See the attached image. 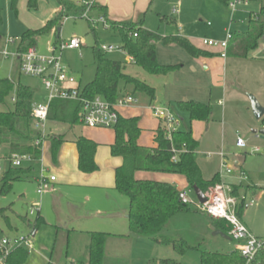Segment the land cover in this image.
<instances>
[{"label": "rangeland", "instance_id": "obj_1", "mask_svg": "<svg viewBox=\"0 0 264 264\" xmlns=\"http://www.w3.org/2000/svg\"><path fill=\"white\" fill-rule=\"evenodd\" d=\"M97 2L100 3V0ZM227 2L229 4L234 0ZM102 3L107 5L110 18L124 20L134 15L135 19L139 14L143 18L144 29L160 35H189L193 37L195 45H202L204 40L223 41L227 31L234 38L243 34L247 31L249 19H254L264 8V1L251 3L246 0L233 13L218 0H102ZM57 9L55 0L40 1L36 10L27 9L26 0H18L15 14L10 9L9 0H0V51L14 54L20 36L28 30L40 29L53 18L54 13L58 12ZM251 13L255 15L250 16ZM89 16L97 19L104 15L94 10ZM161 17L174 21V24L162 23ZM258 17L264 22V15ZM60 29L59 43H66L74 38L82 44L80 50L61 53L63 65L81 88L94 78L93 48L102 45L117 48L122 46L121 38L109 29L108 23L105 27L98 26L92 32L93 28L86 20L70 17L62 21ZM8 39L14 43L8 44ZM55 41L54 34L39 39L35 45L36 53L49 55L53 48L59 46ZM156 45L160 62H180V52L183 57H188L179 48L180 52L171 50L175 51L171 53L162 44ZM104 57L121 62L125 67V74L156 90V103H152L153 107L169 108L180 120L178 129L190 131L199 144L195 160L203 177L208 180L215 173L219 174L221 182L231 190L232 195L235 193L233 196L238 202V208H243L239 217L241 223L254 236L264 239V140L253 134V131L264 129L261 122L254 118L247 97H254L249 94L252 91L257 94L258 99L254 97L255 100L261 107L264 106V37L259 40L257 48L248 53L246 59L229 58L234 65L226 73V90L213 85L209 74L198 71L193 78L187 63H183L185 68L182 72L164 78L151 76L126 62L125 55L120 52L104 54ZM220 66L218 65V69ZM0 78L9 80L14 86L22 84L30 87L34 94L33 103L45 104L47 93L40 80L20 73L16 60L0 57ZM199 85L207 93L211 90V96L206 99L203 94L194 96ZM244 88L248 91H244ZM222 90L226 92L223 91V94ZM174 93L178 98L182 94L204 100L202 102L209 104L211 108L209 120L190 122L188 115L177 109L176 102L173 101V98H177ZM164 94L171 100L165 99ZM12 96L11 93L0 103V112L13 109ZM133 97L138 106L122 111L128 117L141 118L140 126L145 134L140 138V144L145 147L153 146L150 131L156 130L160 121L146 108L149 101L147 96L135 94ZM44 134L47 139L42 144L40 162L33 165V172L44 169V178L55 179L52 187L43 185L40 198L36 194L38 183L28 179L13 183L11 192L0 197V209H5L0 215V242L4 238L14 237H29L30 240L32 250L28 251L22 264H47L49 260L54 264H65L66 251L69 260L83 253L84 259V249L88 243L86 234L91 232L107 236L104 256L108 263L148 264L152 260H173L179 264H199L198 252H187L181 256L171 246H160L146 239L126 237L128 223L123 214L128 207V199L114 189L112 171L116 164L110 159V149L105 145L111 140L112 131L87 130L81 126L70 128L67 124L46 121ZM53 135L62 136L65 140L54 161L50 152V137ZM80 136L99 143L94 158L97 169L91 174H82L77 168L73 142ZM237 139L244 142V148L234 147ZM255 148L259 149L257 153H253ZM220 156H224V161ZM223 162L231 170L230 175L225 174V169L221 167ZM236 163L239 165L236 166ZM22 166L26 167L28 164L23 163ZM240 167L248 172L249 177L245 175V178L239 179L242 174ZM6 169L7 162L0 158L1 172ZM135 177L139 180L173 184L179 192L187 190L185 179L181 175L137 172ZM189 197L195 198L193 193ZM34 205H38L44 223L31 237L32 231L27 221L33 223L35 220L36 214H29ZM96 214L97 218H87ZM104 214L114 217L107 218ZM72 229L77 233L68 234L67 230ZM168 230L170 235L181 237L189 245L198 246L202 251L226 253V248L233 246L227 240L213 236L207 219L202 216L190 215L184 220H174Z\"/></svg>", "mask_w": 264, "mask_h": 264}, {"label": "trees", "instance_id": "obj_2", "mask_svg": "<svg viewBox=\"0 0 264 264\" xmlns=\"http://www.w3.org/2000/svg\"><path fill=\"white\" fill-rule=\"evenodd\" d=\"M42 0H26L29 10H36ZM60 10L52 19L47 21L38 30L24 32L18 41L16 51L24 53L28 49L35 48L37 41L51 34L55 35V44L59 43V34L62 21L69 16L80 17L84 9L72 0H55ZM222 5L228 6L227 0H218ZM264 0H246V2L260 3ZM10 9L16 14L18 0H9ZM100 11L106 18V11L97 4L93 11ZM264 15V8L257 15ZM257 16L248 21L247 31L233 37L229 42L227 53L229 56L244 59L250 51L257 48L259 40L264 36V23ZM166 25L174 24V21L166 17L160 18ZM109 29L121 38V49L132 58V65L140 68L151 76H165L178 69L177 66L160 65L156 60L155 45L176 46L183 50L189 57L207 58L212 55L206 51L197 49L188 39L176 35L162 37L157 33L143 28V18L125 22H108ZM95 29L92 30V32ZM136 34V38L132 36ZM56 47V46H54ZM94 78L84 88H79L80 98L93 100L101 97L109 104H114L125 93L131 95L143 94L149 99H154V89L140 82L134 77L124 73L125 67L119 61L104 57L99 47H94ZM14 100L13 109L9 112H0V158L7 162V169L0 176V197H4L12 190L13 183L30 179L33 165L38 164L41 156V148L34 145V140L40 133L34 128L32 118L33 91L22 84L14 86L9 80L0 78V103L4 102L10 94ZM80 101L52 100L49 104L47 121L67 124L70 127L81 126ZM176 107L180 112L188 115L189 121L206 122L211 116L209 105L187 101L177 102ZM264 127V118L261 119ZM114 142L110 147L113 158L120 160V165L114 170V189L120 195L128 199V232L127 238H142L156 245L171 246L178 255L187 252L199 253V264H245L240 254L233 250L226 253L207 252L198 246L189 245L181 237L172 236L169 226L174 220H184L190 215L202 216L207 219L209 226L228 237L229 227L224 221L214 220L197 211L183 205L178 198L179 191L169 183L139 180L135 178L137 172L162 173L181 175L187 188L197 187L206 194L221 182L218 174L205 180L201 169L195 160V152L198 143L190 131L177 130L170 138L167 137L165 125L160 122L153 136V147L146 148L138 144L141 135L139 118L119 117L117 125L112 129ZM63 143L60 136L50 137V152L53 161L56 159L58 149ZM77 152V168L82 174H91L97 167L94 162L97 145L91 140L79 137L75 143ZM13 155L29 156L33 161L22 168H12L10 159ZM235 195V193H233ZM242 206L237 210L240 217ZM5 209H0V215ZM26 221V219L24 218ZM39 212L33 223L27 221L31 234L35 233L43 224ZM87 246L85 258L73 264H117L108 263L104 256L106 235L91 232L86 234ZM27 251L16 249L6 259V264H22L27 258ZM48 264H53L49 262ZM120 264V263H118ZM148 264H179L173 260L149 261ZM250 264H264V249L259 251Z\"/></svg>", "mask_w": 264, "mask_h": 264}, {"label": "built area", "instance_id": "obj_3", "mask_svg": "<svg viewBox=\"0 0 264 264\" xmlns=\"http://www.w3.org/2000/svg\"><path fill=\"white\" fill-rule=\"evenodd\" d=\"M243 1L244 0H234V2L228 4L232 13L236 11L237 7L240 6ZM96 2V0H75V4L84 9L83 14L80 17H66L63 21L70 17H74L86 20L93 29H96L100 25L105 27L107 20L104 16L97 19L89 16L90 13L93 12ZM132 37L136 38V34ZM231 39L232 35L227 31L223 41L204 40L202 41V45L206 48L218 50L220 57L225 58ZM7 43L13 44L14 41L8 39ZM81 46L82 44L80 41L72 38L66 43H60L57 48H53L47 56L37 54L35 48L28 49L24 53L16 51L12 55L0 51L1 58H12L18 62L20 73L29 77L38 78L47 93L44 105H36L34 103L32 105L34 128L40 133L39 137L34 140V145L40 147L41 150L42 144L47 139V136L44 134V124L47 121L48 108L52 100L80 101L82 104L80 112L82 126L88 129L102 130H112L117 125L120 117V109L130 108L137 104V101L132 95L121 96L114 104H109L101 97H95L93 100H84L80 98V90L77 81L69 74L68 70L63 65L61 53L67 50H80ZM99 50L103 54L120 52L126 56L128 63L132 64L133 62L132 58L128 57L121 47L117 48L111 45H102L99 47ZM11 101L14 102V100ZM150 110L153 117L165 125L167 137L170 138L171 134L178 130L179 119L166 107H153ZM235 144L237 147L245 146L241 139H237ZM258 151L259 149H255L254 153ZM220 157L224 161V156ZM32 161L33 160L29 156L13 155L9 163L12 168H22L23 163L30 165ZM39 162L40 160H38L37 163ZM221 167L225 169V174H231V170L224 162L221 164ZM44 172L46 171L40 168L38 176L36 177L38 183L36 193L38 196L43 194V185L45 181H55L54 177H50L48 180L44 178ZM2 174L3 172L0 170V176ZM240 177L245 178L243 174H241ZM192 193L191 189L179 192V201L183 205H188L211 219L224 221L229 227L228 238L235 244L236 251L243 258L245 264H250L256 254L264 249V239L254 237L241 223L237 216L238 202L232 195L231 190L220 182L213 189L204 194L206 201L203 204H199L196 198H190L189 195ZM38 212V205L32 206L29 210L30 216ZM16 249L30 250L31 244L29 237L2 239L0 242V264H6L7 257Z\"/></svg>", "mask_w": 264, "mask_h": 264}, {"label": "crops", "instance_id": "obj_4", "mask_svg": "<svg viewBox=\"0 0 264 264\" xmlns=\"http://www.w3.org/2000/svg\"><path fill=\"white\" fill-rule=\"evenodd\" d=\"M97 1H99V0H97ZM96 4H97V6L98 7H102V8H104L105 9V11H106V20L108 21V22H125V21H132V22H134V21H136V20H138V18H140L141 17V15H137V18H135L134 19V15L133 16H131V17H127L126 19H118V18H110V17H108V7H107V5H105L104 3H102V0H100V3H98V2H96ZM58 11H59V8L57 9ZM56 10V11H57ZM96 11H98V10H96ZM98 12H100V11H98ZM260 12H261V10H260ZM56 13V12H55ZM55 13H54V15H55ZM252 15H255V14H253V13H251L250 14V16H252ZM258 14H256L255 16H257ZM257 18L259 19V21H261L260 20V18L257 16ZM264 23V22H263ZM146 30V29H145ZM147 31H150V30H147ZM150 32H153V31H150ZM190 33V32H189ZM245 33V32H244ZM158 34V33H157ZM158 35H160V34H158ZM160 36H162V37H165V36H169V35H163V34H161ZM170 36H173V35H170ZM179 36H182V37H184V38H186V39H188L189 40V42L190 43H192L197 49H200V50H202V51H206V52H208V53H210L211 55H212V57H207V58H198V59H194V58H191V57H189L186 53V55L188 56V57H183V55H180L181 54V52L180 51H178L179 49H178V47H176V46H164L165 48H167L166 50L167 51H171V50H177L178 52H180L179 53V61L180 62H160L159 61V58H158V52H157V45H155V50H156V60H157V62L160 64V65H165V66H167V65H172V66H177L178 67V69L177 70H175L174 72H172V73H169L168 75H165V76H162V77H164V78H167V77H169L170 75H174V74H177V73H180V72H182L183 70H184V68H185V64H183V63H187L188 65H189V70L191 71V73H192V75H193V78H194V76L196 77V74L198 73V71H200V72H202V73H205V74H209V78H210V80H212V84L213 85H216V87H218V88H220V89H224V87H225V85H224V80L226 79V76H227V71L231 68V67H233V61H229V60H231V59H229L230 57L232 58V59H234V60H240V58H236V57H234V56H229L228 55V53H226V57L225 58H221L220 57V55H219V52H218V50H213V49H210V48H206V47H204L203 45H195L194 44V39H193V37H191V36H189V35H179ZM264 37V36H263ZM222 41V40H221ZM163 46V45H162ZM229 46H230V44H229ZM172 52H175V51H171V53ZM126 57V56H125ZM215 57H219L220 59L219 60H216V59H214ZM188 58V59H187ZM169 60H170V58H168ZM244 59H246V58H244ZM166 61V60H165ZM175 61V60H174ZM17 62V61H16ZM126 62H128V60H127V58H126ZM163 63V64H162ZM17 64H18V62H17ZM131 64V63H130ZM218 65H221L220 67V69H218ZM18 67H19V65H18ZM198 83V82H197ZM199 84V83H198ZM77 85H78V87L79 88H81L80 87V85L77 83ZM170 86V85H169ZM180 87V86H179ZM207 89V88H206ZM243 89V88H242ZM32 90V89H31ZM224 90H226V89H224ZM224 90H222V93H223V91ZM244 91H248V89L247 88H244ZM250 91V90H249ZM224 92H226V91H224ZM251 93V95H253L256 99H258L257 98V94H253L252 93V91L251 92H249V94ZM203 94V96L205 97V99L207 98V97H210L211 96V90L209 91V93H207L205 90H203L202 88H201V86L199 85V88H198V90L196 91V93H194L193 95L194 96H196L197 97V95H202ZM224 94V93H223ZM165 95V99H170V98H166V94H164ZM175 97H177L176 96V93H174L173 94ZM133 96V95H132ZM189 95H185V96H182V94L180 95V97L178 98H173V101H175L176 103L177 102H187V101H193V102H198V103H202V104H204L202 101H204V100H197L195 97H192L191 98V96H189ZM246 96V95H245ZM247 97H248V95H247ZM180 99V100H179ZM192 99H195V100H192ZM171 100V99H170ZM152 103H156V90L154 89V99H149V101H148V105L146 106V108L148 107L149 109H151V108H153V104ZM219 104H221V102H219ZM206 105H209V104H206ZM138 105L136 104L135 106H133V107H137ZM210 106V105H209ZM264 107V106H263ZM130 108H132V107H130ZM126 109H129V108H126ZM126 109H120L119 110V114H120V116L121 117H123V118H132V117H128L127 116V114H126V116H125V114H124V112L122 111V110H126ZM262 118H264V116L262 117ZM261 118V119H262ZM261 119L260 120H257V121H261ZM140 120H141V118H139V128H140V130H141V135H140V138L143 136V134H145V131L141 128V126H140ZM179 122H180V120H179ZM75 127H77V126H75ZM75 127H70V128H75ZM81 127H83V128H85L84 126H82L81 125ZM87 130H98V131H112V136H111V140L109 141V142H107V144H105L106 146H108L109 147V149H110V147L112 146V144H113V142H114V134H113V130H102V129H88V128H86ZM262 129H264V127L262 126ZM179 130V129H178ZM155 131L156 130H154V131H150V134H151V137H152V143H153V136H154V133H155ZM54 137H57V136H55V135H53ZM52 136V137H53ZM60 137H62V136H60ZM80 137H82V136H80ZM79 138V137H78ZM77 138V139H78ZM85 138V137H84ZM140 138H139V140H138V144L140 145V146H142V147H145V146H143V145H141L140 144ZM62 139H63V142H65V140H64V138L62 137ZM76 139V140H77ZM86 139H88V140H91L93 143H95L97 146H99V143L98 142H96V141H94V140H92V139H90V138H86ZM75 140V141H76ZM75 141L73 142V144L75 143ZM199 145V144H198ZM75 146V145H74ZM154 146V145H153ZM153 146H147L146 148H152ZM199 147V146H198ZM234 147L236 148V149H241V148H244V147H237L236 146V144L234 143ZM255 149H258V148H255ZM254 149V150H255ZM75 150H76V148H75ZM198 150V149H197ZM196 150V151H197ZM254 150H253V153H254ZM196 153V152H195ZM96 154V153H95ZM110 159L116 164L115 165V167L113 168V171H112V173H113V178H114V170H115V168H117L119 165H120V160L119 159H116V158H113L112 156H111V154H110ZM76 161H77V152H76ZM236 166L237 165H239L238 163H236L235 164ZM199 166V165H198ZM200 168V167H199ZM240 169H241V171H242V174L245 176L246 175V177H249L248 175V172L246 171V170H244L242 167H240ZM35 169H33V171H34ZM39 170L40 169H37L36 170V173H34V172H32V173H30V179H32L35 183H37V181H36V177L38 176V173H39ZM201 172H202V170H201ZM33 173H34V175H33ZM216 174H218V173H215L214 175H216ZM213 175V176H214ZM219 175V174H218ZM203 176V175H202ZM212 176V177H213ZM211 177V178H212ZM136 178V177H135ZM204 178V177H203ZM210 178V179H211ZM205 179V178H204ZM239 179L241 180L242 178L241 177H239ZM28 180V179H27ZM206 180V179H205ZM209 180V179H208ZM55 182V181H54ZM54 182H49V181H45V186L46 187H48V186H50V187H52V185H53V183ZM173 185V184H172ZM110 185H108V187H109ZM175 186V185H174ZM176 187V186H175ZM188 189V188H187ZM37 194V193H36ZM38 196V195H37ZM42 196V195H41ZM41 196H38V197H40L41 198ZM247 208V207H246ZM87 212V211H86ZM127 212H128V207H127V209L124 211V214L123 215H125L124 216V218H125V220H127V223H128V216H127ZM87 214H90L89 212H87ZM242 215V212H241V214H240V216ZM39 216L41 217V215H40V212H39ZM104 216L105 217H114L113 215H109V214H104ZM98 217V215L96 214V215H90L89 217H87V218H91V219H94V218H97ZM210 229H211V231L212 232H214V230H213V228L210 226ZM248 230V229H247ZM249 231V230H248ZM127 232H128V228H127ZM250 232V231H249ZM36 233V232H35ZM35 233H33V234H31V237H33L34 235H35ZM67 233L69 234V233H74V234H76L77 232L75 231V230H67ZM251 233V232H250ZM252 234V233H251ZM253 235V234H252ZM81 236H83V235H81ZM254 236V235H253ZM254 237H256V236H254ZM15 238V237H14ZM256 238H258V237H256ZM8 239V238H7ZM67 239H69V235L67 236ZM258 239H262V238H258ZM228 242H230L233 246H228L227 248H226V252H229V251H233V250H235L236 251V247H235V244L233 243V242H231L230 240H227ZM86 246H87V244H86ZM86 246H85V249H86ZM85 249H84V251H85ZM24 250H26V249H24ZM30 250H32V249H30ZM27 251V253H28V251L29 250H26ZM83 255H84V253L83 254H80V256L78 257V256H75L73 259H70L69 260V258H68V251H66V255H65V257H66V263L65 264H73V263H78L79 261H82V259H83ZM27 256H28V254H27ZM45 260V259H44ZM49 262H51V263H53L51 260H49L48 262H47V264L49 263ZM54 264V263H53Z\"/></svg>", "mask_w": 264, "mask_h": 264}, {"label": "water", "instance_id": "obj_5", "mask_svg": "<svg viewBox=\"0 0 264 264\" xmlns=\"http://www.w3.org/2000/svg\"><path fill=\"white\" fill-rule=\"evenodd\" d=\"M248 99L250 102L251 112L254 118L256 120H260L264 116V108L260 106V104L255 100L254 97L248 96ZM253 134L258 135L261 139L264 140V130H261L259 132L253 131ZM191 190L199 204L205 203L206 199L204 197V194L197 187H193ZM212 235L219 236L225 240H230L227 236H225L219 231H214Z\"/></svg>", "mask_w": 264, "mask_h": 264}]
</instances>
